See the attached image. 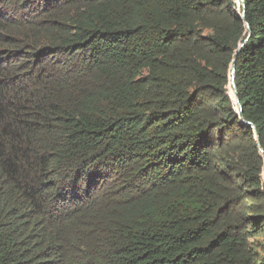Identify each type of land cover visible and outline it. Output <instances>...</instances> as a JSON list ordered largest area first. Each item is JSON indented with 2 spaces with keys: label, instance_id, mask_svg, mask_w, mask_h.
I'll use <instances>...</instances> for the list:
<instances>
[{
  "label": "trees",
  "instance_id": "16d2710c",
  "mask_svg": "<svg viewBox=\"0 0 264 264\" xmlns=\"http://www.w3.org/2000/svg\"><path fill=\"white\" fill-rule=\"evenodd\" d=\"M243 2L0 0V264H264Z\"/></svg>",
  "mask_w": 264,
  "mask_h": 264
},
{
  "label": "water",
  "instance_id": "95a60500",
  "mask_svg": "<svg viewBox=\"0 0 264 264\" xmlns=\"http://www.w3.org/2000/svg\"><path fill=\"white\" fill-rule=\"evenodd\" d=\"M240 1H241V5H242V11H241V13H240V19H241L242 21H244V14H245L244 5H245V4H244L243 0H240ZM245 26L248 28V25H247V24H245ZM248 35H249V32H248L247 36H248ZM241 46H242V44L239 45V48H240ZM237 50H238V49H237ZM235 60H236V57L233 58V60H232V62H231V64H230V81H231V84H232L233 87H234ZM235 96H237V95H236V92H235ZM236 101H237V105H238V109H239V117H240L241 122H242L244 125L250 127V128L254 131V133H255V140H256V144H257V146H258V149H259L260 152L264 155V151H263V149H262V148L260 147V145H259V142H258V135H257V133H256V131H255V127H254V125H253L251 122L246 121V120H244V119L242 118V116H241L242 107H241V105L239 104L238 99H236ZM263 179H264V173H263Z\"/></svg>",
  "mask_w": 264,
  "mask_h": 264
},
{
  "label": "rangeland",
  "instance_id": "374dc122",
  "mask_svg": "<svg viewBox=\"0 0 264 264\" xmlns=\"http://www.w3.org/2000/svg\"><path fill=\"white\" fill-rule=\"evenodd\" d=\"M237 3V2H236ZM237 7V6H236ZM257 244L258 245H263L264 244V239L263 238H259L258 240H257Z\"/></svg>",
  "mask_w": 264,
  "mask_h": 264
}]
</instances>
